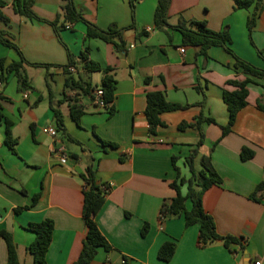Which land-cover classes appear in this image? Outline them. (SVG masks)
Masks as SVG:
<instances>
[{"label":"crops","instance_id":"1","mask_svg":"<svg viewBox=\"0 0 264 264\" xmlns=\"http://www.w3.org/2000/svg\"><path fill=\"white\" fill-rule=\"evenodd\" d=\"M3 1L0 12L8 22L0 20V31L29 63L24 70L31 85L18 91L12 75L0 85V113L10 122L14 142L12 152L0 119V231L10 235L18 263L33 264L26 250L34 239L28 225L44 219L54 224L46 264H71L77 258L85 235L81 174L91 164L96 183L109 185L94 220L111 249H98L90 264L124 260L127 264H264V191L257 192L258 200L251 197L264 182V111L257 107L258 101L264 105V81L249 77L246 104L221 136L228 120L222 91L233 90L228 80L247 77L234 69L235 58L264 70V0L250 31L246 22L253 5L233 10L232 0L169 1V26L204 21L212 31L226 29L233 56L218 46L202 53L197 46L185 45L174 28L154 29L156 0H137L133 14L129 0H72L84 20L99 29L133 24L122 33L125 51L121 53L112 44L87 38L83 22L55 31L47 22L58 16V24L62 22L64 0H32L30 10L40 20L15 13L13 0ZM82 53L110 69L107 75L115 82L111 114L78 88L64 86L62 66L70 56L76 63L68 69L72 78L90 83L93 91L100 87L103 74L83 69ZM0 59L8 65L19 55L0 44ZM40 70L44 77L36 84ZM153 91L161 92L169 103L189 106L162 113L161 125L150 135L144 109L146 94ZM50 104L62 114L64 132L57 129ZM72 106L81 109L77 123L70 113ZM196 117L214 121L201 124L203 140L193 165L199 169L200 156H208L221 179L204 191L201 201L216 233L238 241L228 247L221 241L198 246L197 226H185L181 216L158 219L161 204L175 195L170 187L176 179L172 158L179 176L189 177L185 158L198 133L180 125ZM45 127L55 128L56 136L44 133ZM60 147L68 155L65 164L58 161ZM243 148L252 151L251 158L241 160ZM181 191L185 192L184 186ZM165 242L175 244L166 262L157 257ZM6 258L0 237V264Z\"/></svg>","mask_w":264,"mask_h":264},{"label":"trees","instance_id":"2","mask_svg":"<svg viewBox=\"0 0 264 264\" xmlns=\"http://www.w3.org/2000/svg\"><path fill=\"white\" fill-rule=\"evenodd\" d=\"M66 1L65 5L61 8L62 22L58 24L59 16L52 22H47L55 31L72 27L77 22H83L85 24V32L87 38H97L105 43L112 44L117 53L125 51V43L122 40V33L126 29L133 27V24L126 28H119L115 24H110L106 29H99L94 24L84 20L82 15L75 10L72 0ZM137 0H129L131 13L133 14L134 5ZM170 0H156V5L153 14V27L154 29L162 30L164 27L174 28L179 31L182 37V42L185 45L197 46L200 52L205 51L213 46L222 47L226 52L232 55L229 48L230 37L226 29L215 32L206 27L204 21H192L188 26L184 24H177L176 26H169L167 24V9ZM32 0L22 1L13 0L12 6L15 13L25 16L29 19L40 20L32 11L30 6ZM233 10H246L253 5V11L250 17L247 19L246 27L250 31L255 23L256 17L262 10L261 0H232ZM4 5V1L0 0V8ZM0 20L7 24L8 19L0 12ZM4 33L0 31V44L14 49L19 59L16 62H11L8 65L4 64V60L0 59V85L3 86L10 75L14 76L17 81L18 91H24L31 89L29 80L25 74L24 65H28L22 55L20 54L16 45L9 42L4 36ZM233 56V55H232ZM68 63L62 66V69L66 75L64 86L79 89L85 95H89L91 101H94L93 87L90 83L77 79L74 80L68 70L69 67H75L76 63L68 56ZM82 67L88 72H101L103 78L101 85L98 88L101 91L100 99L104 102L105 106L109 110V114L112 113L110 104L113 101L114 96V80L107 75L110 70L108 67H102L97 63H94L87 59L86 55L82 53L80 55ZM48 66V65H43ZM234 69L240 70L247 77L243 80L237 78L228 80L226 84L233 88V90L222 91V100L226 105L228 112V120L224 127L221 128V136L227 134L235 121L237 112L243 108L246 104V97L248 94L247 85L252 82L251 78H256L264 81V70L257 69L250 64L235 58ZM251 77V78H249ZM147 81V79L145 80ZM264 88V83H262ZM146 104L144 109V115L148 125V133L154 134L155 129L161 125L159 116L165 112H173L181 110L189 105H180L175 103H169L165 100L163 94L159 91L148 92L146 94ZM257 107L264 111V105L257 102ZM52 114L55 120V124L58 130L64 132L62 114L50 104ZM72 119L77 123L78 117L81 113V109L78 106H72L70 109ZM0 119H3L5 124V143L7 147L13 150V140L10 139L9 126L10 122L4 119L0 113ZM213 119L196 117L192 123H182L180 128L190 126L198 133V141L194 147L189 151L185 158V163L189 172L188 178L179 176L178 169L174 165V158H172V166L176 171V179L170 184L175 195L164 201L158 212V219L165 221L174 217H182L185 226L196 225L197 226V245L200 247L206 246L214 241H221L224 246L228 247L230 243H237L238 241L231 236H221L216 233L214 222L212 218L204 211L202 207L201 197L205 190L214 184H220L221 179L210 164L208 156H200L199 169H196L193 165V160L198 154V149L202 144L203 133L201 131V124L213 123ZM115 146L113 143H103ZM252 151L243 148L240 152L241 160H247L252 157ZM83 181L82 190V221L85 227V235L81 242V248L77 258L71 264H90L94 259L98 249L109 251L111 248L107 244L104 237L99 232L96 223L95 215L104 203L106 194L109 191V185H98L95 181V168L90 164L81 174ZM185 188V192L181 191V187ZM103 188H108L104 191ZM264 191V182L258 184L255 188L252 199H256L257 192ZM258 200V199H256ZM35 201V198H34ZM188 205V207H187ZM29 229L34 233L33 241L27 246V252L32 256L33 264H46V252L49 248L52 232L54 228L53 221L50 219H44L37 223H30ZM146 231V225L142 227V234ZM0 237L3 238L6 244L7 258L5 264H19L15 247L12 243L11 237L5 231H0ZM175 244L172 242H165L160 246L157 252L159 260L168 261L174 252ZM122 264H127L124 260Z\"/></svg>","mask_w":264,"mask_h":264},{"label":"built area","instance_id":"3","mask_svg":"<svg viewBox=\"0 0 264 264\" xmlns=\"http://www.w3.org/2000/svg\"><path fill=\"white\" fill-rule=\"evenodd\" d=\"M180 52H183V49H180ZM94 95V103L99 107H106L104 102L100 99L101 91L99 89H95L93 91ZM43 132L48 134L51 138L56 136V129L53 127H45ZM56 154L58 156V161L60 164H65L68 160V155L66 154L63 147H60L56 150ZM104 191H107L108 188H103ZM253 264H260L259 261H255Z\"/></svg>","mask_w":264,"mask_h":264},{"label":"rangeland","instance_id":"4","mask_svg":"<svg viewBox=\"0 0 264 264\" xmlns=\"http://www.w3.org/2000/svg\"><path fill=\"white\" fill-rule=\"evenodd\" d=\"M44 70H40V73H41V75L40 74H38L36 77H34L35 78V83L37 84L38 82H41V79L44 77L43 75H44Z\"/></svg>","mask_w":264,"mask_h":264}]
</instances>
